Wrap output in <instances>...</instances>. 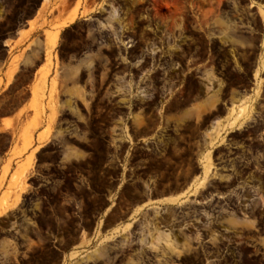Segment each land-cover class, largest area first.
I'll use <instances>...</instances> for the list:
<instances>
[{
	"label": "rangeland",
	"instance_id": "1",
	"mask_svg": "<svg viewBox=\"0 0 264 264\" xmlns=\"http://www.w3.org/2000/svg\"><path fill=\"white\" fill-rule=\"evenodd\" d=\"M83 6L94 14L60 28L52 46L49 34L57 22L43 12L65 10L68 0H0V60L16 52L8 81L18 78L0 95V112L12 113L20 98L27 102L18 122H8L10 133H0V154L8 153L0 168V224L21 213L38 220L23 239L0 240V264H45L39 257L50 254L53 243L64 250L73 244L62 264H213L209 259L225 248L238 258L232 264H264V190L217 186L229 184L234 170L264 166L251 138L264 110L257 107V94L238 86L241 63L251 76V26L256 9L264 19V0H76L72 12ZM36 10L43 42L39 37L28 46L37 45L31 52L37 61L45 59L28 102L26 92L15 91L38 65L29 49L12 44L7 50L3 42ZM191 13L201 75L197 103L182 111L166 109L170 96L159 113L136 115L135 125L149 126L142 135L146 144H136L124 118L110 116L111 103L126 97L127 45L156 40L159 29L187 35ZM29 38L21 32L20 46ZM208 45L211 69L204 72ZM261 51L255 88L264 83V40ZM207 80L211 95L199 101ZM193 136L195 153L188 157ZM233 145L241 146L231 153L227 147ZM129 153L140 155L130 159ZM236 154L230 164L227 158ZM24 168L23 180L18 175ZM177 191L169 202L153 201Z\"/></svg>",
	"mask_w": 264,
	"mask_h": 264
},
{
	"label": "flooded vegetation",
	"instance_id": "2",
	"mask_svg": "<svg viewBox=\"0 0 264 264\" xmlns=\"http://www.w3.org/2000/svg\"><path fill=\"white\" fill-rule=\"evenodd\" d=\"M255 1L257 2V0ZM251 7L256 8L257 5L252 4ZM132 11L133 10L130 9V12ZM254 13H256L257 20L255 24L251 26L255 38L253 68L251 69V76L247 78L245 76L246 66L244 63H241L239 70L240 82L238 86L241 87L240 90L242 92L257 94L259 96L257 107L264 110V83L260 88L254 87L257 80L255 71L259 67V56L262 52L261 47L264 40V19L258 13L257 9ZM187 23V35L183 33L180 34L178 29H176L173 34L159 29L156 40H131L127 45L126 52L128 56L126 64L129 71L125 73L126 97L123 103H121L119 99L111 103L110 116L113 121L117 122L119 118H124L128 134L131 137H135L136 144L141 142L146 144L142 135L147 133L149 127L143 124L138 126L135 125L133 119L136 115L139 117H148L153 111L159 113L166 105L164 101L168 100L170 96L172 102L167 105L166 109L182 111L186 108L195 107L197 103V78H200L201 75L197 74L199 70L196 63L197 46L194 34V14H189ZM244 26L245 25H242V27ZM242 31L246 30L243 29ZM203 55V64L206 65L210 62L209 45L204 49ZM198 66H201V63H198ZM115 67H117V65ZM210 69L211 66L208 64L207 67L204 68V72ZM261 73L264 74V68L261 70ZM112 75H115V73L113 72ZM260 79L264 82V75L260 77ZM201 90L203 98L199 101L205 100L207 96L211 95L210 80L204 83L203 89H199V91ZM133 94H138V97H133ZM256 126L257 135L251 137L252 143L257 153L262 154L264 158V147L262 146L264 145V137L261 135L264 133V114L258 118ZM261 127L263 128L262 130L260 129ZM151 128L152 127H150V129ZM240 146L241 145H233L227 148L233 149V151H229L234 153L235 150H239ZM190 151L192 154L195 153L194 136L190 141L188 157H190ZM126 155L127 152H125L124 157H126ZM139 155L140 154L137 153H129L128 156H130V159H133L139 157ZM237 156L239 155L229 156L227 158L228 162L231 164L230 161ZM169 157L172 156L170 155ZM131 169H133V167H131ZM229 169H232V167ZM262 176H264V166L261 167L254 164V168L251 172L234 170L227 180L229 184H217V186L226 188V190L240 187L242 190L257 192L259 190H264V178ZM247 182L250 183L247 184ZM25 223L32 224V226H26L24 225ZM37 223L38 220L25 217L22 213L18 216H14L13 219L3 220L2 224H0V240L7 238L6 235H14L18 239H23L27 234L34 233V227ZM206 226L208 229H215L213 228V223H207ZM26 229L27 233L22 231ZM76 245H78V242ZM248 245L253 246L252 244ZM72 247L73 244L64 250L58 244H50L48 247L51 251L50 254L40 256L39 260L45 262V264H62L65 256ZM209 261L215 262L213 264H232L233 261H238V258H234L232 251H228L227 248H225L216 256L210 258ZM9 264L15 263L10 261Z\"/></svg>",
	"mask_w": 264,
	"mask_h": 264
},
{
	"label": "crops",
	"instance_id": "3",
	"mask_svg": "<svg viewBox=\"0 0 264 264\" xmlns=\"http://www.w3.org/2000/svg\"><path fill=\"white\" fill-rule=\"evenodd\" d=\"M75 1L76 0H68V7L65 10H59V11L56 10L53 14H51L52 7H49L47 10H45L43 12V15L47 16V19L49 21H52L54 23L57 22L56 26H58L63 21L68 19L69 15H72V13L74 12V11L72 12V10H73V5H74ZM94 12L95 11L90 7H84V6L81 7L79 9V12L77 13L76 18L73 21H68V22H66V24L60 26V28H62L61 30L64 31V30L68 29L69 27L73 26L79 20L80 16H82V14L93 15ZM41 21H42V19L38 18V10H36L35 13L32 15V17L25 21L24 27L19 26L16 29V36L14 38H9V39H7L8 42H6V40L3 42V45L7 47V50H9L10 46L12 44H14L15 42H16L15 44H18L17 47H20V49H25V48L29 49L28 54H29V58L31 59V62L38 65L34 69V71L32 73V77L28 78V80H26L25 82H22L21 85H19L15 91V94H20V95H22L23 93L26 92L28 95V102L31 98V90H32V86H33L34 76L36 75V72L39 69V67L41 66V64L44 63V59H45L44 56H42V60L40 62L37 61V59L31 53L32 51H35V50L37 51V49H36L37 45L36 46H34V45L30 46L29 45L28 46V43L34 39H35V42L37 44V38H39V37H40L39 38L40 41L43 42V38H41V36L43 35V30L40 28ZM31 22H32V25H31ZM32 26H34V27H32ZM56 26H55V28H56ZM21 32H28L30 35V38L28 41H26L25 43H23L20 46V33ZM15 54H16V52L14 54H12L11 56H7L6 59L0 60V79H1L0 95H2L3 92H5V90L11 88V86H13L15 84V82H17V80H18V78H17L14 81H8V71L11 69L10 64H11ZM63 81L67 82L68 80L66 77H64ZM26 104H27L26 99L20 98L19 100L16 101V107L14 108V111L12 113H9L6 109L4 111L0 112V133H4V132L10 133V128L7 127L5 124H7L9 121L18 122L17 114L24 110V107L26 106ZM17 127H18V125H17ZM7 158H8V153L0 154V168H1V165H3V163L6 161ZM179 194H180L179 191H177L175 193L161 194L157 198L153 199V201H156L157 203H160V204L165 203V202H169L170 198L177 197ZM145 203L146 202H144L143 204H145ZM71 250L72 249H70L69 253L71 252Z\"/></svg>",
	"mask_w": 264,
	"mask_h": 264
},
{
	"label": "bare ground",
	"instance_id": "4",
	"mask_svg": "<svg viewBox=\"0 0 264 264\" xmlns=\"http://www.w3.org/2000/svg\"><path fill=\"white\" fill-rule=\"evenodd\" d=\"M76 16H77V13H76V10H74V12L72 13V15H69L68 16V19H66L65 21H63L61 24H59L58 26H56V28H55V30L54 31H52V33L51 34H49V42H50V44L53 46V45H55V43H56V41H57V36H58V32H59V30H60V26H62V25H64V24H66V22H68V21H73L75 18H76ZM15 44V43H14ZM13 46V45H12ZM37 94V93H36ZM34 99V98H33ZM8 124V123H7ZM7 124H5V125H7ZM9 125V124H8ZM8 125H7V127H8ZM231 127V126H230ZM5 129V128H4ZM42 134V133H41ZM42 136H43V134H42ZM25 139H27L26 137H24ZM28 140V139H27ZM25 169V168H24ZM24 169H21V171L19 172V175H18V177H21L20 175H24V171H26V169L24 170ZM25 174H26V172H25ZM17 176V175H16ZM22 178V177H21ZM15 179V178H14ZM20 179V178H19ZM23 179V178H22ZM21 179V180H22ZM24 179H25V176H24ZM23 179V180H24ZM22 180V181H23ZM16 182H17V180H16ZM19 182H20V180H19ZM18 182V183H19ZM18 183H17V185H18ZM20 184V183H19ZM21 188V187H20ZM19 188V189H20ZM23 190V189H22ZM2 210H4V208L2 209ZM6 211V210H5ZM3 211H0V214L2 213Z\"/></svg>",
	"mask_w": 264,
	"mask_h": 264
}]
</instances>
